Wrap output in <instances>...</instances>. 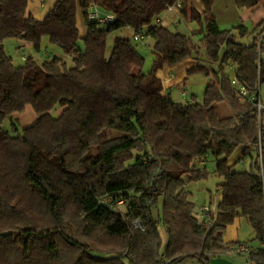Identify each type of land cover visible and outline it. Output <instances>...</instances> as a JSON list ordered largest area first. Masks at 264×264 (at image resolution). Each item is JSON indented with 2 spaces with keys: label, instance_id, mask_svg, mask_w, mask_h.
Masks as SVG:
<instances>
[{
  "label": "trees",
  "instance_id": "trees-1",
  "mask_svg": "<svg viewBox=\"0 0 264 264\" xmlns=\"http://www.w3.org/2000/svg\"><path fill=\"white\" fill-rule=\"evenodd\" d=\"M29 1L0 0V264H209L211 256L238 244L221 237L236 217H244L254 233L257 246H248V257L264 264V150L260 165L255 108L237 99L224 74L228 66L257 90L264 83V44L245 46L230 29H220L210 10L213 0H202V14L182 0L179 10L201 24L198 46L215 68L201 103L194 96L180 102L157 76L196 49L189 35L155 21L175 0H55L41 19L27 13ZM91 4L113 19H89ZM125 27L152 39L150 71L142 69L144 57L134 44L140 40L115 37L106 56L107 36ZM233 28L242 35V25ZM43 37L71 65L44 52ZM6 38L32 49L22 65L6 55ZM37 54L51 56L38 60ZM196 60L186 74L205 70ZM221 100L232 116L217 115L214 103ZM26 105L37 115L34 122L13 135L3 129V121ZM201 156L222 177L220 201L209 219L197 217L184 188L209 173L207 165L202 173L196 170ZM240 157L246 170L234 169ZM159 223L167 235L162 249ZM96 231L122 240L125 251L110 255L94 248L88 240Z\"/></svg>",
  "mask_w": 264,
  "mask_h": 264
},
{
  "label": "rangeland",
  "instance_id": "rangeland-1",
  "mask_svg": "<svg viewBox=\"0 0 264 264\" xmlns=\"http://www.w3.org/2000/svg\"><path fill=\"white\" fill-rule=\"evenodd\" d=\"M33 1L35 2L36 0H32V2ZM48 1L49 0H44L43 7L47 6ZM29 4H31V1H29ZM220 26L222 28H226V27H230V24L228 26H224V24H221ZM79 27L80 28L82 27V24L80 22H79ZM171 29L176 30V31H181V32L187 31L186 29H184L183 22H181V25H179L178 27H171ZM230 31H232V34L235 35L236 40L247 41L248 37L247 36L240 37L232 26L230 27ZM114 36H115V32H112L107 36L106 46H107V43L111 41ZM45 39L47 38L46 37L42 38V47H45L53 55H56L62 58L64 54L62 53L61 49L58 47H55L53 49V47H51V45L48 44L45 41ZM134 44L136 45L138 51L144 57L143 67H142L143 72L150 71L153 65L152 39L150 37H145L143 40L134 42ZM20 45H22V42L15 38H6L3 41L4 51L6 55L11 58V61L15 66L22 65L24 63V60L22 59V56H21L22 51L20 49ZM24 46H25V54H27L28 52H31L32 49L28 45L25 44ZM106 54H108V52ZM192 55H195L199 59L200 64H202L205 67V70H198V71H194L193 73L186 74L185 70H181L183 66L182 65L183 61L174 66H171V70L173 71L172 76L174 75L173 78L175 80V84L171 88V97L175 101L187 102L191 99L192 96H194L196 101L201 103L205 85L207 84L209 77L211 78L213 77V74L211 73V69H213L214 66L212 67L210 64V61L207 59L205 50L201 46H196V49L195 51H193ZM50 56H42L39 54L36 55L38 60L40 59L43 60L46 57H50ZM260 57L263 60V64H264V51L261 52ZM64 58H65L66 63L68 65H71V58L68 56H64ZM189 59H191V57H188L186 60H189ZM177 66H181L179 67L180 69H178ZM206 71L209 72V75L206 74ZM224 74L227 77L231 78L233 75V70L229 68L228 66H224ZM183 90L185 92L187 91V94H181L182 93L181 91ZM259 90H260V94L264 102V83L261 84ZM214 108L216 110L217 115L220 118L233 115V111L226 100L215 102ZM59 111H60V108L55 107L53 110H51V115L56 117ZM2 128L7 130L10 134L13 135L16 132H20L21 129L23 128V125L20 123L17 117L11 115L9 118L3 121ZM112 133L108 131L106 133V136H111ZM95 151H96V147L93 146L91 148V153H95ZM238 156H239V151L235 150L232 158L230 159L231 162L234 159H237ZM207 169L209 173L206 175V177L199 178L196 180H191L184 184V188L190 192V199L194 202L196 211L200 205L213 202V199L216 196L215 194H216L217 187L222 181V177L212 172V167L210 163H208ZM234 169L235 170H246L247 165H241L238 162L237 164H235ZM117 207L120 211L123 210V206L121 204L117 205ZM74 214H75L74 207L72 205H69L66 209V217H68V220H70L71 222L70 225L72 228H73V225L75 226V222H76L75 221L76 218ZM196 215L198 218H200L199 213H196ZM243 222L246 223V221H243ZM158 229H159V233H160V237L162 241V245H161V249H162V247L164 246L166 242L167 235H166L165 227L163 226L162 223L158 224ZM240 235L241 237H247V235L242 231ZM248 240H251V239L249 238ZM88 241L90 242V245L94 246V248H96L97 250L107 252V254H110V255L112 254L115 255L118 252L125 251L124 242L122 240L118 238L108 237L107 235H104L99 231L94 232L93 235L91 236V239Z\"/></svg>",
  "mask_w": 264,
  "mask_h": 264
},
{
  "label": "crops",
  "instance_id": "crops-1",
  "mask_svg": "<svg viewBox=\"0 0 264 264\" xmlns=\"http://www.w3.org/2000/svg\"><path fill=\"white\" fill-rule=\"evenodd\" d=\"M54 1L55 0H49L47 6L43 7L44 0H36L35 2L34 1L32 2L31 0V4L28 3L27 5V9H26L27 13L31 14L36 19H41L48 11V9L53 5ZM245 1L247 0H244V2ZM185 2L187 6L194 8L195 11H197L198 13L200 14L203 13L204 5L202 0H185ZM210 10L220 29H230L231 26L234 27L237 25L243 26L242 35L241 34L238 35L240 37L247 36L248 39L247 41H240V40L238 41L235 38L236 41L247 46L259 38L260 36L259 32L264 26V0H256L253 4L242 5L240 7L237 6L236 0H213ZM79 16L80 13H77L76 24L79 30V35L83 36L85 34V27L83 25L81 16L80 17ZM202 19L203 18L201 17V20ZM155 21L157 23H160L164 27H167L168 29H171V27H178L179 25H181V22H183L184 29H186L187 31H183L182 33L189 35L195 46H198V40L203 35L202 29L199 26L201 24L196 20H191L189 17V13L187 14V16H184V14L181 13L179 9L164 12ZM79 22L82 24L81 28L79 27ZM221 24H224V26H228L230 24V27L222 28L220 26ZM113 32H115V36L112 38L111 41L107 43V46L105 47V54L108 52L106 56H108L111 51L113 40L115 37H123V38L131 39L133 33V31L129 27L121 28ZM45 41L48 44H50L48 42V39H45ZM50 45L51 47H53V49L57 47L52 44ZM44 52H48V50L45 48ZM64 56L62 58L65 60ZM196 61H197L196 56L193 55L191 59L183 61L182 64L183 66L181 70H186L190 65H192ZM177 67L178 69H180L179 67L181 66H177ZM169 73H173L171 67L164 66L162 69L158 70L157 76L160 79H163L166 78ZM173 76L168 81L163 83L165 92L166 91L169 92L170 95H171V88L175 84V80ZM181 92H182L181 94H187V91L185 92L183 90ZM12 115L18 118L20 123L23 125V128L31 125L37 117V115L35 114V112L33 111L30 105H26L21 112H15ZM237 150L239 151V155H240V148H238ZM215 195L216 196L214 197L213 202L207 204L209 206L210 213L216 212L217 204L220 201V194L218 193L217 190ZM198 208H197V213H198ZM243 221H246L244 217H236L231 224L225 227V229L221 233V237L224 243L238 242V243H245L247 246L250 247L257 246V243L255 241H252L254 237L252 228L247 223V221H246L247 224ZM241 231L244 232L247 235V237H241L240 235ZM249 238L251 240H248ZM233 248L234 247H230L221 254L211 256L209 259V264H251V259L248 257V254H238L234 252ZM180 264H200V263H198L196 260L184 259L180 262Z\"/></svg>",
  "mask_w": 264,
  "mask_h": 264
},
{
  "label": "built area",
  "instance_id": "built-area-1",
  "mask_svg": "<svg viewBox=\"0 0 264 264\" xmlns=\"http://www.w3.org/2000/svg\"><path fill=\"white\" fill-rule=\"evenodd\" d=\"M182 0H175L173 3L169 4L166 7V12L177 10L181 7ZM87 16L89 19L96 20L100 23H106L113 19V15L110 13H103L100 11V9L94 5L91 4L88 9ZM260 36L257 39V44H264V29L259 33ZM145 37V34L140 32H133L132 38L134 40H143ZM20 49L22 51V59L24 60L26 57L25 54V46L22 44L20 45ZM172 76V73H169L168 76L163 80V83L168 81ZM230 84L234 88L236 97L240 101L249 102L253 105L256 112V120H257V141L255 146V154L257 157V161L261 165L262 162V154L264 150V102L260 94V90L258 87L257 90H249L243 83H241L237 77L233 74L230 78ZM239 164L244 165L246 163V159L244 157H240L238 159ZM208 165V161L205 156H201L198 158L197 164H196V170L198 173L204 172L205 166ZM198 213L201 218L209 219L211 217L209 206L207 204L200 205L198 208ZM134 226L136 228H140L141 224L138 220H136L134 223ZM234 252L238 254H248L249 248L245 243H238L236 246H234ZM251 264H254V261L251 260Z\"/></svg>",
  "mask_w": 264,
  "mask_h": 264
}]
</instances>
